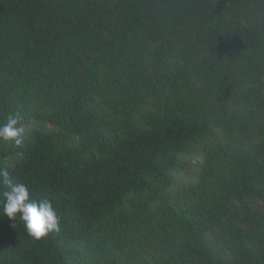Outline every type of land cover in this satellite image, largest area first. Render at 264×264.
<instances>
[{
    "label": "trees",
    "instance_id": "trees-1",
    "mask_svg": "<svg viewBox=\"0 0 264 264\" xmlns=\"http://www.w3.org/2000/svg\"><path fill=\"white\" fill-rule=\"evenodd\" d=\"M15 114L60 230L0 212V264H264V0H0Z\"/></svg>",
    "mask_w": 264,
    "mask_h": 264
},
{
    "label": "clouds",
    "instance_id": "clouds-1",
    "mask_svg": "<svg viewBox=\"0 0 264 264\" xmlns=\"http://www.w3.org/2000/svg\"><path fill=\"white\" fill-rule=\"evenodd\" d=\"M20 120L19 114L10 115L7 121L0 125V141L13 143L12 150L16 155V158L12 161H10V156H7L8 160L4 162L6 169L10 172V179L7 173H0V175H3V179L0 178V204L2 206L0 212L12 221L19 217L28 235L40 240L49 233L59 232L60 219L50 200L47 198L38 200V195L25 182L21 181L22 184H13V182L18 181L14 175H18L20 178L26 177L29 174L27 164L35 161L29 160L26 151L30 142L34 139L37 128L34 129L35 127L31 125L30 121L20 122ZM47 126L49 128L53 127L51 124ZM16 150L19 151V156ZM77 155H79V152L73 155L58 154L56 158L77 157ZM61 163L63 162L60 161L57 164L61 165ZM64 163L69 164V166L54 171L60 173V175L52 173L50 176L53 183L60 181L62 185V178L77 179L78 177L89 176L90 166L86 165L82 157L75 163ZM108 172L110 173V171Z\"/></svg>",
    "mask_w": 264,
    "mask_h": 264
}]
</instances>
